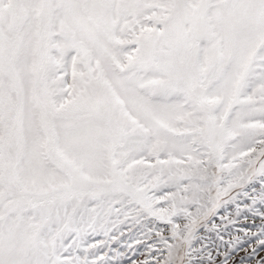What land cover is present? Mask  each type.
<instances>
[{
	"label": "snow or ice",
	"instance_id": "6c2138e0",
	"mask_svg": "<svg viewBox=\"0 0 264 264\" xmlns=\"http://www.w3.org/2000/svg\"><path fill=\"white\" fill-rule=\"evenodd\" d=\"M0 264H264V0H0Z\"/></svg>",
	"mask_w": 264,
	"mask_h": 264
}]
</instances>
